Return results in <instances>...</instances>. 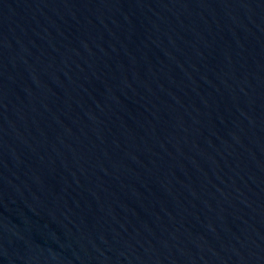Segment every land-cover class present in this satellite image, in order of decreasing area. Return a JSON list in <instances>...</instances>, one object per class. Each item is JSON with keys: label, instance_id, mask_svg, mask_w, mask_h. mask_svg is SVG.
Masks as SVG:
<instances>
[{"label": "water", "instance_id": "1", "mask_svg": "<svg viewBox=\"0 0 264 264\" xmlns=\"http://www.w3.org/2000/svg\"><path fill=\"white\" fill-rule=\"evenodd\" d=\"M0 264H264V0H0Z\"/></svg>", "mask_w": 264, "mask_h": 264}]
</instances>
